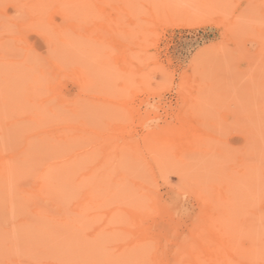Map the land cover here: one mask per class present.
<instances>
[{
  "label": "rangeland",
  "instance_id": "obj_1",
  "mask_svg": "<svg viewBox=\"0 0 264 264\" xmlns=\"http://www.w3.org/2000/svg\"><path fill=\"white\" fill-rule=\"evenodd\" d=\"M5 1L0 264H264V0Z\"/></svg>",
  "mask_w": 264,
  "mask_h": 264
},
{
  "label": "bare ground",
  "instance_id": "obj_2",
  "mask_svg": "<svg viewBox=\"0 0 264 264\" xmlns=\"http://www.w3.org/2000/svg\"><path fill=\"white\" fill-rule=\"evenodd\" d=\"M2 1H3V0H2ZM4 1H5V0H4ZM6 1H8V0H6ZM6 1H5V2H6ZM10 1H11V0H10ZM12 1H14V0H12ZM33 1H34V2H33ZM33 1H32L31 4H32L34 7H36V6H35V5H36L35 3L37 2V0H33ZM43 1H44V0H42L41 3H43ZM57 1H58V4H60V0H56V1H54V4H55V2L57 3ZM63 1L66 2L67 4L69 3L68 0H63ZM74 1H75L76 3L79 4V0H77L78 2H77L76 0H73V1L70 0V3L72 2V4H73V5L71 4L70 6H69L70 3L68 4V9H69V7H71V8H70L71 10L69 9V10L71 11V12L69 13L70 15H71V13H73L74 11H76L75 9L72 10V8H76V9H77V6H80V4H79V5L77 4L76 7H75V2H74ZM89 1H90V0H88V1L85 0L86 4H87ZM91 1L94 2L93 0H91ZM91 1H90V2H91ZM97 1H98V0H97ZM0 2H1V0H0ZM5 2H4V3H5ZM51 2H52V1H49V3H51ZM73 2H74V3H73ZM95 2H96V1H95ZM100 2H101V1H100ZM102 2H103V1H102ZM7 3H8V2H7ZM33 3H34V4H33ZM45 3H46V2H45ZM96 3H97V2H96ZM114 3L117 4V2H114ZM114 3H113V4H114ZM123 3H124V2H123ZM123 3H122V4L120 3L121 6H123ZM19 4H21V3H19ZM29 4H30V1H29ZM37 4H38V2H37ZM64 4H65V3H63V5H64ZM67 4H66V5H67ZM97 4H98V3H97ZM100 4H101V3H100ZM102 4H104V3H102ZM102 4H101V5H102ZM0 5H1V3H0ZM22 5H23V4H22ZM45 5L47 6V4H45ZM45 5H42L43 7H41V12H42V9L44 8ZM50 5H51V4H49V6H50ZM55 5H57V4H55ZM55 5H54V6H55ZM61 5H62V1H61ZM84 5H85V3H83V7H84ZM87 5H88V4H87ZM87 5H86V6H87ZM91 5H92V4H90V6H91ZM256 5H257V4H256ZM17 6H18V5H17ZM54 6H53V7H54ZM59 6H60V5H57V6H55V8L58 9ZM73 6H74V7H73ZM104 6H105V5H104ZM109 6H110V5H109ZM117 6H118V5H117ZM18 7H19V6H18ZM22 7H23V6H22ZM64 7H65V5H64ZM64 7L62 8V6H61V11H65V10H64V9H65ZM93 7H94V6H93ZM106 7H107V6H106ZM124 7H125V6H124ZM23 8H24V7H23ZM37 8H39V7L37 6ZM55 8H54V9H55ZM14 9H16L15 6H14ZM27 9H28V8H27ZM29 9H30V8H29ZM50 9H51V8H50ZM86 9H87V8H86ZM109 9H110V7H109ZM122 9H123V8H122ZM127 9H128V8H127ZM16 10H17V9H16ZM19 10H22V9L19 8ZM88 10H89V9H88ZM110 10H111V9H110ZM112 10H113V9H112ZM123 10H124V9H123ZM27 11H29V10H27ZM58 11H59V10H58ZM72 11H73V12H72ZM35 12H36V11H35ZM59 12H60V11H59ZM89 12H90V10H89ZM97 12L99 13V11H97ZM103 12H104V11H103ZM113 12H114V11H113ZM116 12H117V11H116ZM121 12H122V11H121ZM121 12L119 13L120 15H121ZM30 13H31V12H30ZM46 13H47V11H46ZM57 13H58V12H57ZM94 13H95V12H94ZM110 13H111V12H110ZM122 13H123V12H122ZM58 14H59V13H58ZM67 14H68V13H67ZM69 14H68V15H69ZM119 14H118V15H119ZM125 14H126V13H125ZM127 14H129V12H128ZM27 15H28V14H27ZM27 15H26V17H28ZM45 15H46V14H45ZM89 15H90V14H89ZM99 15H100V14H99ZM14 16H15V15H14ZM14 16H13V17H14ZM106 16L108 17V15H106ZM155 16H156V14H155ZM34 17L36 18L35 15H34ZM43 17H44V16H43ZM43 17H41V18L43 19ZM70 17H71V16H70ZM76 17H77V16H76ZM101 17H102V16H101ZM128 17H129V16H128ZM157 17H158V16H157ZM157 17H156V18H157ZM15 18H16V16H15ZM44 18H45V17H44ZM71 18H72V17H71ZM81 18H82V16H81ZM119 18L122 19L121 16H120ZM42 19H40V22H42V21H41ZM74 19H75V18H74ZM79 19H80V18H79ZM85 19H86V18H84V20H85ZM99 19H100V17H99ZM102 19H104V18H102ZM110 19H111V18H110ZM120 19H119V20H120ZM123 19H124V18H123ZM131 19H133V18H131ZM19 20H20V19H19ZM29 20H31V19H29ZM29 20H28V21H29ZM33 20H35V19H33ZM76 20H77V19H76ZM88 20L90 21L91 19H88ZM88 20H87V21H88ZM134 20H135V19H134ZM154 20H155V19H154ZM28 21H27V22H28ZM79 21H80V20H79ZM98 21H99V20H98ZM100 21H103V20H100ZM106 21H108V20H106ZM109 21H110V20H109ZM157 21H158V18H157ZM14 22H15V21H14ZM27 22H24L25 24L22 23V24L24 25V27H23V26H21V27H22V28H25V27H26V28H28L29 30L35 28V29H33V30H37L38 27H36V25L38 26V22L35 23V24H34V21H33V23L30 22L31 25H32V26H31V29H30V26L27 27V25L30 24V23L27 24ZM60 22H61V21H60ZM70 22H71V21H70ZM110 22H111V21H110ZM116 22H118V21H116ZM126 22H127V21H126ZM135 22H136V21H135ZM44 23H45V22H44ZM93 23H95V22H93ZM102 23H103V22H102ZM104 23H105V22H104ZM111 23H112V22H111ZM113 23H114V22H113ZM118 23H119V22H118ZM150 23H151V22H150ZM53 24H54V23H53ZM76 24H77V23H76ZM78 24H79V23H78ZM78 24H77V25H78ZM80 24H81V23H80ZM82 24H83V23H82ZM122 24H123V23H122ZM124 24H125V23H124ZM127 24H128V23H127ZM151 24H152V23H151ZM41 25H45V24H40V28L42 29ZM93 25H94V24H93ZM109 25H110V24H109ZM133 25H134V24H133ZM140 25H141V24H140ZM33 26H35V27H33ZM45 26H46V25H45ZM49 26H50V25H49ZM82 26H85V25H82ZM87 26H90V25H87ZM110 26H111V25H110ZM112 26L114 27L113 24H112ZM121 26H122V25H121ZM121 26H120V27H121ZM123 26H128V25L125 24V25H123ZM123 26H122V27H123ZM138 26H139V24H138ZM152 26H153V25H152ZM6 27H9V28H10V26H8V24L5 25V28H6ZM32 27H33V28H32ZM50 27L53 28V26H50ZM56 27H57V26H56ZM75 27H76V26H75ZM75 27H73V28H75ZM107 27L109 28V26H107ZM117 27H118V26H117ZM130 27H131V26H130ZM141 27H142V25H141ZM26 28H25V29H26ZM40 28H38V29H40ZM66 28H67V27H66ZM66 28L63 29V30H61V28H59V31H60V32H61V31H65V32H66V30H68V31H67L68 33L66 32V34H65L66 37L64 36V38H66V39L68 40V43H72L73 40L70 42V41H69L70 39H68V35L71 34V32H72V31L69 32V30H71L72 27H71L70 29H66ZM77 28H79V27L77 26ZM93 28H94V27H93ZM95 28H96V27H95ZM110 28H111V27H110ZM133 28H134V26H133ZM136 28H137V27H135L134 30H135ZM139 28H140V27H139ZM41 29H40V30H41ZM75 29H76V28H75ZM75 29H74L73 31H75ZM111 29H112V28H111ZM114 29H116V28H114ZM119 29H120V28H119ZM129 29H130V28H129ZM129 29H127V27H126L127 32H128ZM141 29H142V28H141ZM145 29H146V28H145ZM5 30H6V29H5ZM40 30H39V31H40ZM54 30H56V29H54ZM91 30H93V29H91ZM131 30L133 31L132 28H131ZM0 31H1V30H0ZM6 31H11V30H10V29L8 30V28H7ZM42 31H43V29H42ZM44 31H45V30H44ZM48 31H49V30H48ZM79 31H80V30L78 29V31L76 32L78 35H79V33H80ZM94 31H95V30H94ZM94 31H93L92 33H94ZM98 31H99V30H98ZM100 31H101V30H100ZM110 31H111V30H110ZM117 31H119V30H116V34H117ZM121 31L123 32L124 30H121ZM135 31L138 32L139 29H138V31H137V29H136ZM146 31H147V30H146ZM49 32H51V30H50ZM56 32H57V33H55V32H54V33H55V34H59V35L62 34V33L60 34V32L58 33V31H56ZM65 32H63V34H64ZM78 32H79V33H78ZM112 32H113V31H112ZM125 32H126V31H125ZM127 32H126V33H127ZM140 32H141V30H140ZM12 33H13V32H12ZM41 33H42V32H41ZM47 33H48V32H47ZM51 33H52V32H51ZM54 33H52V35H51V39H50L51 41L49 40V45H50V42H52V43L54 42V41H52V37L57 36V35H55ZM108 33H111V32H108ZM133 33H134V32H133ZM138 33H139V32H138ZM0 34H1V33H0ZM14 34H15V33H14ZM43 34H44V32H43ZM49 34H50V33H49ZM53 34H54V35H53ZM77 34H75V35H77ZM83 34H84V33H83ZM87 34H88V33H87ZM47 35H48V34H47ZM78 35H77V36H78ZM89 35H91V34H89ZM89 35H88V36H89ZM109 35H110V34H109ZM13 36H14V35H13ZM49 36H50V35H49ZM61 36H62V35H61ZM71 36H72V37H71ZM88 36H87V37H88ZM98 36H99V35H98ZM100 36H101V35H100ZM113 36H116V35H113ZM46 37H47V36H46ZM58 37H59V36H58ZM58 37H57V38H58ZM73 37H75L74 34H73V35L71 34L69 38H73ZM89 37H90V36H89ZM93 37H94V36H93ZM101 37H102V36H101ZM111 37H112V36H111ZM123 37H124V36H123ZM126 37L129 38V36H127V35H126ZM55 38H56V37H55ZM75 38H76V37H75ZM75 38H73V39H75ZM84 38H86V37H84ZM9 39H10V37H9ZM40 39H41V38H40ZM53 39H54V38H53ZM88 39H89V38H87V40H88ZM91 39H92V38H91ZM61 40H65V39L62 38ZM100 40H101V38H100ZM102 40H103V39H102ZM121 40H122V39H121ZM126 40H127V38H126ZM131 40H132V39H131ZM92 41H93V40H92ZM97 41H98V40H97ZM0 42H1V41H0ZM3 42H4V41H3ZM47 42H48V40H47ZM75 42H78V41H75ZM98 42H99V41H98ZM20 43H21V42H20ZM58 43H60V45H58L57 43H56V44H57L58 46L61 47V43H62V41H59ZM64 43H65L66 47H62V49L64 48L63 50H65V51H62V52H63V54H65V55L62 56L63 58L61 57V62H62V61L64 62L65 60L69 61L70 58L65 59L64 57L66 56V54H68L67 52H69V51L71 52V51H72L71 49H73V44H72V46H71L70 44L67 45L66 40L64 41ZM106 43H108V42H106ZM122 43H124V42H122ZM125 43H126V42H125ZM125 43H124V44H125ZM128 43H130V41H129ZM18 44H19V43H18ZM22 44H23V43H22ZM76 44H77V43H76ZM88 44H89V43H88ZM92 44H93V42H92ZM20 45H21V44H20ZM47 45H48V43H47ZM49 45H48V47H49ZM52 45H53V44H52ZM79 45H80V44H79ZM82 45H83V44H82ZM105 45H106V44H105ZM109 45H110V44H109ZM0 46H1V45H0ZM4 46L6 47V45H4ZM69 46H71V47H69ZM75 46H76V45H75ZM126 46H128V45H126ZM21 47H22V46H21ZM60 47H59V48H60ZM68 47H69V48H68ZM103 47H104V45H103ZM109 47H110V46H109ZM120 47H121V46H120ZM1 48H2V46H1ZM3 48H4V47H3ZM51 48H52V47H51ZM53 48L57 50V48L55 47V45L53 46ZM66 48H67V50H66ZM70 48H71V49H70ZM76 48H77V47H76ZM79 48H80V47H79ZM89 48H90V47H89ZM105 48H106V47H105ZM77 49H78V48H77ZM94 49H95V48H94ZM96 49H98V48H96ZM96 49H95V50H96ZM258 49H259V48H258ZM50 50L52 51V49H50ZM59 50H61V48H60ZM99 50H100V49H99ZM99 50H97V51H99ZM7 51H8V50H7ZM27 51H28V50H27ZM51 51H50V53L47 52V53H48L47 56H48L49 54H51V55L54 54V53H51ZM54 51H55V50H54ZM66 51H67V52H66ZM74 51H75V50H74ZM79 51H80V50H78V52H79ZM107 51H108V50H107ZM112 51H113V50H112ZM116 51H118V50H116ZM116 51H114V52H116ZM0 52H1V51H0ZM52 52H53V51H52ZM59 52H60V51H59ZM59 52H56L54 55H52V57L55 58V55L58 54ZM62 52H61V53H62ZM65 52H66V53H65ZM76 52H77V51H76ZM104 52H105V51H104ZM1 53H2V52H1ZM32 53H33V52H32ZM71 53H72V52H71ZM71 53H70V55H71ZM84 53H85V52H84ZM108 53H109V52H108ZM110 53H111V52H110ZM15 54H16V53H15ZM23 54H24V53H23ZM41 54H42V53H41ZM63 54H62V55H63ZM77 54H78V53H77ZM79 54H80V53H79ZM79 54H78V55H79ZM85 54H86V53H85ZM18 55H20V53H19ZM28 55H30L29 52H28ZM28 55H27V57H28ZM36 55H37V53H36ZM43 55H44V54H43ZM51 55H49V56H51ZM60 55H61V54H60ZM68 55H69V54H68ZM70 55H69V56H70ZM87 55H89V54H87ZM90 55H91V54H90ZM109 55H110V54H109ZM4 56H5V55H4ZM25 56H26V52H25ZM31 56H32V58H31V57H29V58H30V60L32 59L31 61H33L34 58H35V56H33V54H31ZM38 56H39V55H37L36 58H37ZM45 56H46V54H45ZM57 56H58V55H57ZM57 56H56V58L60 61L59 57H57ZM85 56H86V55H85ZM97 56H98V55H97ZM103 56H104V55H103ZM111 56H112V55H111ZM42 57H43V56H42ZM71 57H72V55H71ZM89 57H91V56H89ZM99 57H100V54H99ZM105 57H107V55H105ZM47 58L49 59L50 57H47ZM54 58H51V60H53V61H52V67L54 66V68H55V67H56V64L58 65V61H57V59H56V61H55ZM84 58H85V57H84ZM84 58H83V59H84ZM24 59H25V57H24ZM24 59H23V60H24ZM37 59H38V58H37ZM39 59H41V58L39 57ZM42 59H43V58H42ZM44 59H45V58H44ZM44 59L41 60L42 63L40 62L43 66H44L45 63H46V65H47V62H45V61H48V59H47V60L45 59V61H44ZM85 59H86V58H85ZM94 59H95V56H94ZM100 59H101V57H100ZM102 59H104V57H102ZM110 59H111V58H110ZM123 59L125 60V58H123ZM23 60H22V61H23ZM28 60H29V59H26L27 62H28ZM30 60H29V61H30ZM90 60H91V59H90ZM104 60H106V59H104ZM24 61H25V60H24ZM92 61H94V60H92ZM27 62H26V63H27ZM53 62H54L55 65H53ZM55 62H56V63H55ZM61 62H59V64H60ZM65 62H66V61H65ZM98 62H99V61H98ZM105 62H107V61H105ZM109 62H110V60H109ZM109 62H107V63L109 64ZM31 63H34V62H31ZM35 63H38V60H37ZM35 63H34V64H35ZM68 63H70V61H69ZM89 63L91 64L92 62L89 61ZM99 63H100V62H99ZM22 64H23V62H22ZM41 64H40V65H41ZM50 64H51V63H49V65H50ZM83 64H84V63H83ZM92 64H93V63H92ZM102 64H103V63H102ZM105 64H106V63H105ZM31 65H33V64H31ZM38 65H39V64H38ZM46 65H45V66H46ZM96 65H97V64H96ZM106 65H107V64H106ZM29 66H30V65H29ZM35 66H36V64H35ZM35 66L33 65V67H35ZM45 66H44V67H45ZM47 66H48V65H47ZM63 66H64V65H63ZM90 66H91V65H90ZM94 66H95V65H94ZM109 66H110V65H109ZM27 67H28V65H27ZM38 67H39V66H38ZM38 67H35V68H38ZM49 67L51 68V66H49ZM49 67H45V68H47V70H49ZM57 67H58V66H57ZM61 67H62V66H61ZM82 67H83V66H82ZM84 67H85V65H84ZM99 67H100V66H99ZM99 67L96 66V68H99ZM101 67H102V66H101ZM101 67H100L99 69H102ZM28 68H29V67H28ZM28 68H27V69H28ZM35 68H34V72L36 71ZM40 68H41V70H42V67H40ZM123 68H124V67H123ZM27 69H26V70H27ZM32 69H33V68H32ZM58 69H60V68L58 67ZM81 69H82V68H81ZM103 69H104V68H103ZM103 69L101 70L102 72H103ZM124 69H125V68H124ZM124 69H123V70H124ZM29 70H30V69H29ZM29 70H27V71H28V74H29V72H30V76H28L27 72H25L24 74L27 76V78L29 77V79H28L29 81H30V79H32L33 81H30V82L33 83V82H34V78L36 79V78L39 77V75H38V73H37L38 70L36 71V74L33 73V72L31 73V71H29ZM88 70H89V69H88ZM68 71H69V70H68ZM71 71H72V70H71ZM73 71H74V70H73ZM104 71H105V70H104ZM40 72H43V73H41V75L43 74V76H44V68H43V70L40 71ZM65 72H66V71H65ZM107 72H108V71H106V73H107ZM78 73H80V70L78 71ZM46 74H47V78L49 79L50 76H48V75L50 74V72L47 71ZM103 74H104V73H103ZM31 75H33V76L36 75V77H32ZM37 75H38V76H37ZM41 75H40V78H39V79H40V80L46 79L45 82H47L48 79H47V78H44V77H46V75H45L44 77H42ZM80 75H81V74H79V77H80ZM85 75H86V74H85ZM41 77H42V79H41ZM53 77H54V76H53ZM79 77H78V78H79ZM50 78H51V77H50ZM80 78H81V77H80ZM84 78H87V77H84ZM49 80H50V79H49ZM76 80H77V79H76ZM87 80H88V79H87ZM38 81H39V80L37 79V81H35L34 83H36V82H38ZM84 81H85V80H84ZM89 81H90V80H88V82H89ZM92 81H93V80H91L90 82H92ZM30 82H28V84H30ZM42 82H43V81H42ZM42 82H41V83H42ZM39 83H40V81H39L37 84H38L39 86H41V84H39ZM43 83H44V82H43ZM47 83H50V82L48 81ZM47 83H46V85H47ZM89 84H90V83H89ZM44 85H45V83H44ZM90 85H91V84H90ZM95 85H96V84H95ZM102 85H103V84H102ZM31 86H32V85H31ZM33 86H34V84H33ZM47 86H48V85H47ZM93 86H94V85H93ZM35 87L38 89V87L36 86V84H35ZM85 87H86V85H85ZM87 87H88V86H87ZM90 87H91V86H90ZM28 88L30 89L31 87H28ZM43 88H44V87H43ZM93 88H94V87H93ZM101 88H102V87H101ZM41 89H42V87H41ZM85 89H86V88H85ZM27 90H28V89H27ZM30 90H31V89H30ZM32 90H33V88H32ZM32 90H31V91H32ZM78 90H79V89H78ZM91 90H93V89H91ZM96 90H97V88H96ZM96 90H95V91H96ZM97 91H98V90H97ZM117 91H118V90H117ZM33 92H34V91H33ZM82 92H83V91H82ZM84 92H85V91H84ZM84 92H83V93H84ZM86 92H87V91H86ZM88 92H89V89H88ZM115 93H116V92H115ZM32 94H33V93H32ZM32 94H31V95H32ZM34 94H35V93H34ZM36 94H37V92H36ZM95 94H97V93H95ZM100 95H101V94H100ZM100 95H99V96H100ZM33 96H35V95H33ZM103 96H104V95H103ZM35 98L37 99V98H38V95H36L33 99H35ZM38 99H39V98H38ZM77 99H78V98H77ZM45 100H46V99H45ZM53 100H54V99H53ZM44 102H45V101H44ZM64 102H65V101H64ZM77 102H78V101H77ZM53 103H55V102H53ZM53 103H51V104H53ZM56 104H58V103H56ZM78 104H79V103H78ZM54 105H55V104H54ZM75 105H76V104H75ZM40 106H41V105H40ZM43 106H44V105H43V103H42V107H43ZM58 106H59V105H58ZM58 106H56V109H57L58 113H61V111H62L61 109H62V108H61V107H58ZM61 106H62V105H61ZM67 106H69V105L67 104ZM42 107L40 108L41 110H42ZM62 107H63V106H62ZM70 107H71V106H70ZM38 108H39V107H38ZM47 108H48V107H47ZM52 108H53V107H52ZM63 108H64V107H63ZM83 108H84V107H83ZM83 108H82V109H83ZM44 109H45V108H44ZM58 109H60V110H58ZM72 109H73V108H72ZM50 110H51V109H50ZM38 111H39V110H38ZM44 111H45V110H44ZM44 111L42 110V112H44ZM52 111H53V110H52ZM44 113H45V112H44ZM37 114H38V112H37ZM39 114H41V113L39 112ZM39 114H38V115H39ZM54 114H55V113H54ZM38 115H37V116H38ZM40 117H41V116L39 115V118H40ZM32 118H33V116H32ZM36 118H37V117H36ZM39 118H37V119H39ZM42 119H43V118H42ZM51 119H52V117H51ZM51 119H49V120H51ZM35 120H36V119H35ZM36 121H37V120H36ZM262 129H263V128H262ZM259 130H260V129H258V131H259ZM249 132H250V131H249ZM260 132H261V131H260ZM252 133H253V132H252ZM254 133H256V131H255ZM251 135H253V134H251ZM258 136H259V135H258ZM260 137L262 138V135H260ZM249 139H251V137H250ZM255 140H256V139H255ZM262 141H263V140H262ZM55 142H56V141H55ZM55 142H54V143H55ZM251 142H252V141H251ZM259 142H260V141H259ZM55 144H56V143H55ZM252 144H253V143H252ZM258 144H259V143H258ZM60 145H61V144H60ZM56 147H57V146H56ZM261 147H262V146H261ZM47 148H48V147H47ZM50 148H52V146H51ZM257 148H259V147H257ZM52 149H53V148H52ZM52 149H51V151H50V152H51V155H52V152H54V153L57 152V149H56V148H54L53 151H52ZM55 149H56V151H55ZM34 150H35V149H34ZM28 151H29V150H28ZM38 151L40 152V150H38ZM38 151H37V152H38ZM45 151H46V150H45ZM31 152H32V151H31ZM58 152H59V151H58ZM253 152H254V151H253ZM27 153H28V152H27ZM27 153H26V154H27ZM45 153H46V152H45ZM48 153H49V152H48ZM54 153H53V154H54ZM22 154H23V153H22ZM22 154H20V156H21ZM26 154H25V156H26ZM31 154H32V153H31ZM40 154L43 155L42 153H39V155H40ZM49 154H50V153H49ZM55 154H56V153H55ZM45 155H46V154H45ZM35 156H36V155H35ZM43 156H44V155H43ZM31 157H33V155H32ZM42 158H43V157H41V159H42ZM52 158H53V157H52ZM55 158H56V156H55ZM22 159H23V158H22ZM30 159H31V158H30ZM43 159H44V158H43ZM32 160H33V158H32ZM68 163H69V162H68ZM1 164H3V163H1ZM52 164H53V163H52ZM70 164H71V163H70ZM70 164H69V165H70ZM53 165H54V164H53ZM57 165H58V164H57ZM4 166H5V163H4ZM6 166H7V164H6ZM6 166H5V167H6ZM50 166H51V165H50ZM9 167H10V165H9ZM41 167H42V166H41ZM45 167H46V166H45ZM59 167H60V166H59ZM67 167H69V166H67ZM2 168H4V167H2ZM48 168L50 169L51 167H48ZM52 168H53V166H52ZM7 169H8V168H5V170H7ZM41 169H42V168H41ZM41 169H40V170H41ZM55 169L57 170L56 167H55ZM61 169H63L62 166H61ZM0 170H1V169H0ZM50 170H51V169H50ZM50 170H48V172H50ZM56 170H54V171L57 172L59 169H58L57 171H56ZM65 170H66V168L63 169V171H65ZM70 171H72V169H70ZM39 172H40V171H39ZM45 172H46V171H45ZM48 172H47V174L49 175ZM58 172H59V171H58ZM6 173H7V172H6ZM53 173H54V172H53ZM64 173H65V172H64ZM4 174H5V173H4ZM42 174H43V173H42ZM57 174L60 175V172L57 173ZM71 174H72V173H71ZM43 175H44V174H43ZM54 175L56 176V173H54ZM66 175H67V174H66ZM39 176H40V174H39ZM52 176H53V175H52ZM52 176H51V177H52ZM41 178H42V177H41ZM44 178H45V180L47 179L46 175H45ZM52 178H53V177H52ZM38 179H39V178H38ZM42 179H43V178H42ZM45 180H44V182H46V183L49 182L48 180H46V181H45ZM52 180H53V182H54L55 179L53 178ZM52 180H51V182H52ZM58 180H59V179H58ZM59 181H60V180H59ZM72 181H73V180H72ZM40 182H41L42 184H44V182H42V181H40ZM41 183H40V184H41ZM40 184H39V186H40ZM42 184H41V185H42ZM51 184H52V183H51ZM40 187H41V186H40ZM48 187H50V186H48ZM38 188H39V187H38ZM47 190H49V189L47 188ZM38 193H39V195H40L41 192L39 191ZM40 196H42V193H41ZM42 197H44V195H43ZM42 197H40V198H42ZM45 199H47V198H45ZM39 200H40V199H39ZM42 200H43V199H42ZM39 206H41V205L39 204ZM62 206H63V205H62ZM39 208H40V207H39ZM42 208H43V206H42ZM42 208H41V209H42ZM44 209H45V207H44ZM44 209H43V210H44ZM39 210H40V209H39ZM43 213H44V212H43ZM40 215H41V214H40ZM262 215H263V214H262ZM261 218H262V217H261ZM261 221L263 222V220H261ZM42 222H43V221H42ZM45 224H46V223H45ZM45 224H44V225H45ZM251 224H252V223H251ZM260 224H261V223H260ZM252 225H253V224H252ZM36 226H37V225H36ZM39 227H42V226H39ZM252 227H253V226H252ZM254 227H255V225H254ZM42 228H43V227H42ZM262 228H263V227H262ZM37 229H39L38 226H37L36 230H37ZM44 229H45V227H44ZM256 229H257V227H256ZM45 230H46V229H45ZM54 230H55V229H54ZM255 231H256V230H255ZM257 231H258V230H257ZM262 231L264 232V229H262ZM32 232L34 233L35 231H32ZM44 232H45V231H44ZM56 232H57V231H56ZM58 232H59V231H58ZM250 232H251V231H250ZM48 233H49V231H48ZM46 234H47V233H46ZM46 234H45V235H46ZM251 234H252V233H251ZM258 234H259V233L257 232L256 238H258V237H257ZM263 234H264V233H262V234L260 233L261 236H264ZM36 235H37V234H36ZM30 236H31V235H30ZM30 236H29L28 238H30ZM51 236L53 237V236H54V233H53V235H51ZM251 237H252V236H251ZM259 237H260V236H259ZM49 238H50V236H49ZM254 238H255V237H254ZM256 238H255V239H256ZM263 238H264V237H263ZM252 239H253V238H252ZM261 240H262V239H261ZM28 241H29V239H28ZM254 241H255V240H254ZM255 242L257 243V239H256ZM263 242H264V241H263ZM252 244H254V243H252ZM250 246H251V245H250ZM257 246H258V245H257ZM257 246H256V244H255L253 247H256V248H257ZM249 248H250V247H249ZM250 249H251V248H250ZM257 249H258V248H257ZM257 249H254V250L256 251ZM248 250H249V249H248ZM249 251H250V250H249ZM251 251H252V250H251ZM258 251H259V250H258ZM246 253H247V252H246ZM256 253H257V251H256ZM252 255H253V254H252ZM252 255H251V256H252ZM254 257H255V258H254V260H252V261H255L257 256L254 254ZM228 261H229V260H228ZM250 264H251V263H250Z\"/></svg>",
  "mask_w": 264,
  "mask_h": 264
}]
</instances>
